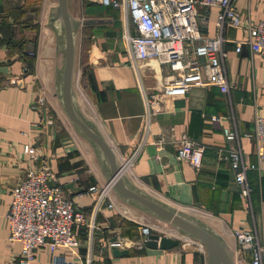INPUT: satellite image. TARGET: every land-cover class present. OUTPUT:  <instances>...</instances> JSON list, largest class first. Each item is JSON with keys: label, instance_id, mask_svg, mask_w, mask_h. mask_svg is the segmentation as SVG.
Listing matches in <instances>:
<instances>
[{"label": "crops", "instance_id": "obj_1", "mask_svg": "<svg viewBox=\"0 0 264 264\" xmlns=\"http://www.w3.org/2000/svg\"><path fill=\"white\" fill-rule=\"evenodd\" d=\"M55 3L56 0H1L0 264H18L19 245L7 242L4 214L9 189L27 162L24 145L34 147L38 155L34 165L48 166L54 183L85 215L90 216L93 202L87 188L105 180L109 172L103 157L73 129L62 112L59 114L47 95L52 85L54 49L40 34L45 33L48 10ZM66 3L70 16L77 21L73 102L110 148L117 165L120 155L139 147L146 123L142 95L153 92L166 76L167 68L152 59L141 69L134 66L117 9L101 5L98 0ZM235 5L243 23L264 17V0H236ZM102 7L112 10L113 17L102 13ZM215 12L210 10L206 25L199 28L205 37L216 35ZM30 27L38 29L33 38L29 37ZM128 31L132 33L133 29L129 26ZM243 35L241 29L223 31L227 53L223 69L232 84L228 93L212 86H194L182 97L164 96L136 160L123 177L129 187L187 216L211 219L210 226L227 245L231 242L227 229L240 227L252 231L264 247V164L256 161L252 136L253 115L264 114V60L247 48L239 53L233 51L232 40ZM223 128L237 133L231 144L240 148L243 163L257 166L246 173L251 187L248 209L241 203L228 161L218 154L219 148L230 145H225ZM181 137L204 146L197 169L175 159L174 146ZM158 138L163 139L160 145L156 144ZM68 183L81 192L70 191L65 187ZM112 193V207L104 205L94 215L91 237L85 228L77 229L78 257L64 248L50 253L43 247L36 249L32 264H87V259L88 264H206L202 252L199 255L190 248L182 249L185 240L180 241L167 223ZM141 224L150 227V234L178 239V246L169 250L143 246L137 249ZM112 241L119 243L117 249L128 250L129 255L114 257ZM133 248L139 253L133 255Z\"/></svg>", "mask_w": 264, "mask_h": 264}, {"label": "built area", "instance_id": "obj_2", "mask_svg": "<svg viewBox=\"0 0 264 264\" xmlns=\"http://www.w3.org/2000/svg\"><path fill=\"white\" fill-rule=\"evenodd\" d=\"M98 2L118 10L125 30L127 52L136 68L141 69L149 59L167 68L166 76L154 87L153 92L142 95L146 118L142 144L145 135L148 134L151 119L161 110V100L164 96L182 97L194 86H212L222 93H228L232 84L227 80L223 69L227 57L223 48L225 28L243 31L244 35L241 38L232 40L235 53L247 48L264 60V17L256 21L246 20L243 23L242 14L235 5L236 0H98ZM210 10H216L214 16L216 35L205 37L199 28L206 25ZM129 26L133 29L132 33L128 31ZM252 124L255 158L257 163L264 164V114L255 113ZM222 135L225 145H230L219 148L218 154L220 158L228 161L241 203L248 209L251 207V187L246 180V173L257 166L243 163L240 148L231 144L237 139L235 131L223 128ZM161 142L162 138L156 140L157 145ZM139 147L128 155L118 157L116 172L109 179L87 188L93 196L89 216L75 207L62 188L54 183L55 177L48 166L34 165L38 155L34 147L24 145L23 153L27 155V162L19 179L9 189V205L4 214L8 229L7 242L19 245L18 264H32L36 249L43 247L50 253L58 248H64L70 255L78 257L77 229L85 228L89 238L91 237L95 228V213L104 205L112 207L113 184L130 171ZM203 150L204 146L201 143L181 137L175 143L174 156L176 160L197 169ZM172 229L180 241L190 239ZM138 230L141 237L135 247H142L145 237L150 234V227L141 224ZM227 233L231 241L228 246L231 250L232 264H262L264 247L252 231L239 227L228 228ZM110 246L117 248L119 243L112 241ZM198 246L205 256L203 245L200 243ZM89 262L87 259L86 263Z\"/></svg>", "mask_w": 264, "mask_h": 264}, {"label": "water", "instance_id": "obj_3", "mask_svg": "<svg viewBox=\"0 0 264 264\" xmlns=\"http://www.w3.org/2000/svg\"><path fill=\"white\" fill-rule=\"evenodd\" d=\"M2 11L0 0V13ZM56 22L60 24V47L57 49L61 52V67L54 69L53 90L57 92L56 96L60 107L73 129L87 140L106 161L109 170L105 178L107 180L116 172L117 165L114 155L92 125L80 115L73 102L71 84L75 55L74 34L77 21L70 16L66 0H56L55 5L48 10L47 25L52 27ZM65 187L70 191L81 192V189L73 187L72 183H68ZM112 191L133 207L167 223L179 234L199 241L205 250L206 264H232L231 250L225 240L212 228L209 229L203 224L200 219L187 216L185 213L129 187L123 176L115 181ZM176 246H178V239L158 234H148L143 242V247L148 249L169 250ZM111 253L114 257L129 255L128 250L115 247L111 248Z\"/></svg>", "mask_w": 264, "mask_h": 264}, {"label": "rangeland", "instance_id": "obj_4", "mask_svg": "<svg viewBox=\"0 0 264 264\" xmlns=\"http://www.w3.org/2000/svg\"><path fill=\"white\" fill-rule=\"evenodd\" d=\"M102 5V4H101ZM104 6H107V5H104ZM106 7H102V10L101 12L104 13V14H107V15H110L113 17L114 15V12L112 10H110L109 8L108 9H105ZM46 23V21H45ZM120 25H121V22H120ZM46 28H44V32L46 33V35L44 34H40V37L45 36V39H47L49 42V46L51 45V48L53 47L54 49V57H53V64H54V68L52 70V73H51V76H52V85L51 87H48V91H47V95H48V98L51 100L52 102V105L54 106L55 109H57V111L59 112V114L61 115L63 113L61 107H60V104H59V100L56 96L57 92H55L53 90L54 88V85H53V80H54V69H59L61 67V52L57 49L58 47H60V24L58 22L54 23V25L51 27L49 25H47L46 23ZM37 27L36 28H33V27H30L29 28V37L33 38V34L37 32ZM37 35H38V32H37ZM36 35V36H37ZM39 37V38H40ZM35 38V37H34ZM57 49V50H56ZM62 112V113H61ZM64 114V113H63ZM65 116V115H64ZM203 224H205L209 229H211L212 227L210 226V223H211V219H205L204 217L203 218H199ZM207 220V221H206ZM213 229V228H212ZM214 230V229H213ZM215 233H217L216 231H214ZM218 234V233H217ZM221 236V235H220ZM223 238V237H222ZM198 244H200L199 241H197L196 239H193V238H190L188 240H185L181 245V247H183L182 249H186V248H190L194 251V253H198L199 255H201V251H200V248L198 246ZM137 249H141L142 247H136ZM131 253L134 255V254H137L139 252L136 251V249H131Z\"/></svg>", "mask_w": 264, "mask_h": 264}, {"label": "trees", "instance_id": "obj_5", "mask_svg": "<svg viewBox=\"0 0 264 264\" xmlns=\"http://www.w3.org/2000/svg\"><path fill=\"white\" fill-rule=\"evenodd\" d=\"M108 7V6H107Z\"/></svg>", "mask_w": 264, "mask_h": 264}]
</instances>
